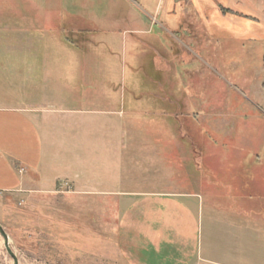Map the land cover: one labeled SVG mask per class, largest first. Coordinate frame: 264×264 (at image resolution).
Instances as JSON below:
<instances>
[{
    "label": "crops",
    "instance_id": "0c3cea01",
    "mask_svg": "<svg viewBox=\"0 0 264 264\" xmlns=\"http://www.w3.org/2000/svg\"><path fill=\"white\" fill-rule=\"evenodd\" d=\"M117 1L0 0V191L108 204L131 264H264L259 154L245 169L240 143L219 165L176 100L126 97L127 48L137 62L154 36Z\"/></svg>",
    "mask_w": 264,
    "mask_h": 264
},
{
    "label": "rangeland",
    "instance_id": "374dc122",
    "mask_svg": "<svg viewBox=\"0 0 264 264\" xmlns=\"http://www.w3.org/2000/svg\"><path fill=\"white\" fill-rule=\"evenodd\" d=\"M131 1L142 6L154 37L144 39L137 62L127 48L126 97L143 93L151 112L162 108L154 99L176 100L181 125L206 131L217 164L220 155L237 163L230 154L241 143L245 169L255 163L252 153L264 165V0ZM109 210L59 185L0 192V227L17 264H131L116 244V215ZM0 264H14L1 234Z\"/></svg>",
    "mask_w": 264,
    "mask_h": 264
},
{
    "label": "water",
    "instance_id": "95a60500",
    "mask_svg": "<svg viewBox=\"0 0 264 264\" xmlns=\"http://www.w3.org/2000/svg\"><path fill=\"white\" fill-rule=\"evenodd\" d=\"M0 234L3 237L4 240V246L6 247L7 251L12 255L13 259H14V264H17V261L14 257V255L12 254V252L10 251V249L8 248V240H7V236L5 234V232L2 230V228L0 227Z\"/></svg>",
    "mask_w": 264,
    "mask_h": 264
},
{
    "label": "built area",
    "instance_id": "2783aa9c",
    "mask_svg": "<svg viewBox=\"0 0 264 264\" xmlns=\"http://www.w3.org/2000/svg\"><path fill=\"white\" fill-rule=\"evenodd\" d=\"M0 192H2V191H0Z\"/></svg>",
    "mask_w": 264,
    "mask_h": 264
}]
</instances>
